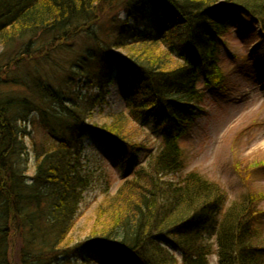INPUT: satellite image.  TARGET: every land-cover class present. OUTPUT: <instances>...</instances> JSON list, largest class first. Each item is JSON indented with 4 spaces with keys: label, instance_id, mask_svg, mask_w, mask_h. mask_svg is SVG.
I'll return each instance as SVG.
<instances>
[{
    "label": "trees",
    "instance_id": "obj_1",
    "mask_svg": "<svg viewBox=\"0 0 264 264\" xmlns=\"http://www.w3.org/2000/svg\"><path fill=\"white\" fill-rule=\"evenodd\" d=\"M242 18L264 39V0H0V264H264V193L230 202L186 172L180 146L206 91L225 87L221 49ZM82 34L96 41L82 65L48 76ZM116 75L127 113L93 124ZM90 139L125 180L80 233L84 188L106 168Z\"/></svg>",
    "mask_w": 264,
    "mask_h": 264
},
{
    "label": "rangeland",
    "instance_id": "obj_2",
    "mask_svg": "<svg viewBox=\"0 0 264 264\" xmlns=\"http://www.w3.org/2000/svg\"><path fill=\"white\" fill-rule=\"evenodd\" d=\"M118 6L120 7L114 11L115 17L123 18L124 6ZM99 13L102 26L95 30L100 37H105L104 34L112 24L107 16L108 6H101ZM153 31L157 32L155 25ZM255 34V29L249 26L244 18L231 32L226 40L227 47H223L221 54L222 69L227 76L225 87L206 91L202 110L192 123L190 134L180 140V146L188 159L186 172L196 170L206 179L221 185L230 202L251 187L257 194L264 193V41L258 51L253 56L250 55L254 46L259 43ZM95 45L96 41L92 36L82 34L71 46L66 45L62 54L56 55V62H43L44 70H47L51 78H58L66 71L76 69V65L82 63L86 50ZM115 55L119 56L120 52ZM115 69L117 68L113 70ZM201 88L203 89V85ZM125 89L123 79L116 75L108 103L103 111L95 112L93 124H109L117 116L127 113L126 101L123 98ZM41 132L39 129L35 130V141L38 143L42 140ZM89 142L88 154L91 157H95V149L107 153V149L93 139ZM26 143L28 149L32 150V143ZM147 144L151 147L156 145V149L158 141L150 137ZM105 161V170H98L100 173L94 175L89 186L84 188L81 216L77 223L80 233L91 228L92 217L105 199V191L112 186L110 192L115 193L125 180L118 164L107 154ZM142 165L146 163L143 162ZM243 173L251 181V186L246 187L243 184L240 176ZM260 207L264 210V201ZM261 221V229L264 232V215ZM212 264H219L218 260L214 258Z\"/></svg>",
    "mask_w": 264,
    "mask_h": 264
}]
</instances>
